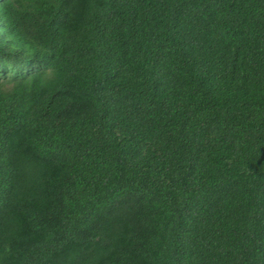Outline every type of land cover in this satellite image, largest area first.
<instances>
[{
	"label": "trees",
	"instance_id": "1",
	"mask_svg": "<svg viewBox=\"0 0 264 264\" xmlns=\"http://www.w3.org/2000/svg\"><path fill=\"white\" fill-rule=\"evenodd\" d=\"M0 264H264V0H0Z\"/></svg>",
	"mask_w": 264,
	"mask_h": 264
}]
</instances>
